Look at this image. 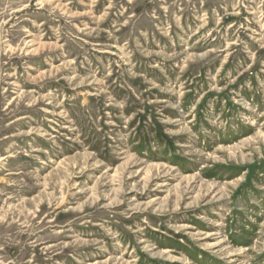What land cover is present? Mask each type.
Returning <instances> with one entry per match:
<instances>
[{
  "label": "rangeland",
  "instance_id": "obj_1",
  "mask_svg": "<svg viewBox=\"0 0 264 264\" xmlns=\"http://www.w3.org/2000/svg\"><path fill=\"white\" fill-rule=\"evenodd\" d=\"M0 264H264V0H0Z\"/></svg>",
  "mask_w": 264,
  "mask_h": 264
}]
</instances>
